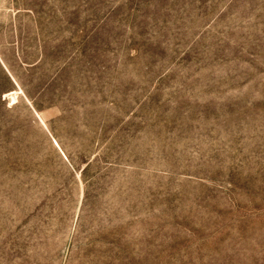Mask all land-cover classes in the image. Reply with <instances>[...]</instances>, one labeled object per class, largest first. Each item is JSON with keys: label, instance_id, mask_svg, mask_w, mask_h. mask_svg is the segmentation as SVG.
Here are the masks:
<instances>
[{"label": "rangeland", "instance_id": "1", "mask_svg": "<svg viewBox=\"0 0 264 264\" xmlns=\"http://www.w3.org/2000/svg\"><path fill=\"white\" fill-rule=\"evenodd\" d=\"M0 264H264V0H0Z\"/></svg>", "mask_w": 264, "mask_h": 264}]
</instances>
